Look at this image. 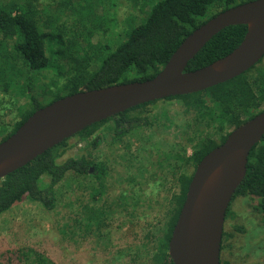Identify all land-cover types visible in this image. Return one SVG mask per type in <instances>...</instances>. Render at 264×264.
I'll use <instances>...</instances> for the list:
<instances>
[{"label": "trees", "instance_id": "obj_1", "mask_svg": "<svg viewBox=\"0 0 264 264\" xmlns=\"http://www.w3.org/2000/svg\"><path fill=\"white\" fill-rule=\"evenodd\" d=\"M118 1L0 0V94L3 100L0 101V142L14 133L36 109L61 97L153 78L195 28L217 13L250 0H158L150 9L140 3L142 21L131 26L137 18H128L121 30L117 28ZM245 33L244 25L224 28L188 62L185 71L197 70L224 57L239 45ZM51 69L53 75L49 76ZM35 86L41 88L40 93L47 95L48 101H39L41 97L36 94ZM199 94L207 96L208 104ZM173 99L194 106L196 117L200 114L206 118L211 134L218 135L215 138L203 134L189 139L192 153L186 155L179 151L175 156L179 166H188L192 172L180 182L178 190L172 192L166 218L158 220L159 226L151 242L152 264H173L168 255V242L197 164L223 143L231 130L264 109V56L246 72L204 92L141 104L97 122L46 150L0 179V216L24 200L39 204L45 211L53 210L58 187L72 175L74 180L80 178L88 184L90 198L83 205L87 225L98 230L105 227L103 220L110 213V207L95 202L106 191L107 168L84 153L63 158L72 147L69 141L75 138L95 146L105 126L115 138L149 128L153 122L143 115V110L158 101ZM6 118L9 124L5 123ZM44 177L48 178L46 182ZM135 180L136 175L131 176L130 181ZM93 181L96 183L92 184ZM238 197L249 200L251 209L258 214L264 242V136L249 153L245 177L235 190L231 204ZM231 204L225 222L235 217ZM232 228L237 233L246 232V227L240 224ZM232 236L231 232L223 230L221 264H229L222 260L221 253L230 245L227 241Z\"/></svg>", "mask_w": 264, "mask_h": 264}, {"label": "rangeland", "instance_id": "obj_2", "mask_svg": "<svg viewBox=\"0 0 264 264\" xmlns=\"http://www.w3.org/2000/svg\"><path fill=\"white\" fill-rule=\"evenodd\" d=\"M157 1L119 0L117 28L121 30L132 17L137 19L131 26L140 23L144 17L138 10L140 3L150 9ZM49 73L53 75L52 69ZM40 89L35 86L39 101L45 103L47 95ZM198 97L208 104L206 95ZM1 98L0 94L3 101ZM194 108L178 99L158 101L143 110L153 122L149 128L115 138L105 126L95 146L71 139L72 147L63 158L84 153L107 168L106 191L95 202L110 207L103 220L105 227L98 230L87 225L83 205L90 198L88 184L70 175L57 189L53 210L45 211L39 204L24 200L0 216V264H152L151 242L158 220L166 218L172 192L192 172L188 166H179L175 156L179 151L192 153L189 139L203 134L218 136L211 134L206 118L196 117ZM5 123H10L9 118ZM133 175L135 182L130 181ZM47 179L44 177V182ZM123 195L128 196L122 199ZM250 205L243 197L231 204L235 217L225 222L224 230L233 236L221 253L229 264H264L259 216ZM234 224L245 226L246 232H235Z\"/></svg>", "mask_w": 264, "mask_h": 264}, {"label": "water", "instance_id": "obj_3", "mask_svg": "<svg viewBox=\"0 0 264 264\" xmlns=\"http://www.w3.org/2000/svg\"><path fill=\"white\" fill-rule=\"evenodd\" d=\"M234 25L246 26L235 49L185 71L213 36ZM263 56L264 0L229 7L189 33L153 78L79 91L36 109L0 142V179L97 122L148 102L204 92L246 72ZM263 136L264 109L231 130L199 161L168 242L173 264H221L226 211L245 177L249 153Z\"/></svg>", "mask_w": 264, "mask_h": 264}]
</instances>
